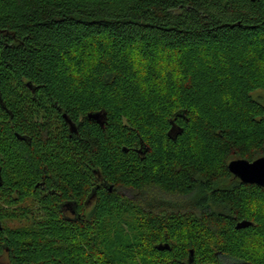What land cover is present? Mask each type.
Returning <instances> with one entry per match:
<instances>
[{
	"label": "trees",
	"instance_id": "trees-1",
	"mask_svg": "<svg viewBox=\"0 0 264 264\" xmlns=\"http://www.w3.org/2000/svg\"><path fill=\"white\" fill-rule=\"evenodd\" d=\"M0 29L1 195L21 202L30 189L50 213L19 233L1 210L0 252L14 264H201L206 247L216 264H264V187L228 169L264 157V0H0ZM167 66L176 75L162 86ZM96 110L103 127L88 118ZM44 167L55 195L35 186ZM93 168L116 189L83 223L58 217V193L82 206ZM127 214L131 230L106 226Z\"/></svg>",
	"mask_w": 264,
	"mask_h": 264
},
{
	"label": "rangeland",
	"instance_id": "rangeland-1",
	"mask_svg": "<svg viewBox=\"0 0 264 264\" xmlns=\"http://www.w3.org/2000/svg\"><path fill=\"white\" fill-rule=\"evenodd\" d=\"M90 44H93V43L89 42L87 45L89 46ZM92 48H87L86 46H84L79 51L80 54L81 53H88L89 54L87 57V63L91 62V60L93 61V58H94L93 56H94V54H96L94 51V48L93 49ZM168 53H169V55L170 54L172 55L171 59L173 61L176 57H178V56L174 55L177 53L176 51H170ZM132 54L135 55V53H132ZM133 67H135V69L139 72L141 70H143V68L141 66H137L136 63H133ZM162 73H163V77H161L162 78V80H161L162 86H166L165 82H169V79L174 78L176 75V73L174 71L172 72L168 66L163 68ZM258 93H262V90H259ZM234 159H237V158H234ZM234 159H232V160H234ZM25 176H27V175L25 174ZM124 193L126 194V196L127 195L131 196L132 194H134L133 191H129L127 189H124ZM17 197L18 196L16 194H13V199L16 200V199H18ZM1 210H7V212H5L6 215L4 216V218H2L3 219L2 220L3 225L8 230L16 231L19 233H23L24 231H27L28 228H31L33 225H35L36 220H40L41 218L49 217V215H50V213L48 211V206H46L44 203H42V200L39 198V196L36 193H34V191H32L30 189H29V193L22 197L21 202L20 201L19 202H16V201L13 202V200L10 201V199L6 200L4 197H2L1 191H0V211ZM55 214L59 217V215L56 212H55ZM124 217H125L124 219H121V218L113 217L111 215L107 219L108 225H106V226H108L110 229H116L118 227L119 228L124 227L126 230H131L130 226H132V223L130 221H128L129 219H132L131 215L127 214ZM206 237H208L209 239L211 238L209 235L206 234L204 236V238L203 237L201 238V243L204 242ZM107 238L109 240L113 239V235H109V237L107 236ZM139 238H140V236H133L131 233H130V235H125V240L131 239L133 241H139ZM114 239H116V236L114 237ZM182 240L186 241L187 240L186 236L181 235V236H176L174 238V241L177 243L178 246H180V244L182 243ZM244 240L246 241V243H248L247 246H249V245L254 244V243H250V242H253V240H255V239L248 237V238H245ZM209 246H210V244H209ZM210 247L212 248V246H210ZM109 248H110V250L114 249L111 247V245L109 246ZM205 249H206V247L204 249H202L201 255L199 256V262L201 264H216L214 256L211 258L209 251L204 252ZM162 260H163V258L160 257V254H155L153 261L151 258H145L144 256L141 257L140 255L137 254L133 258L125 260V264H151L152 262L162 261ZM222 260L224 261L225 264H228L231 262V259L229 257L224 256V255H222ZM168 262H169V260H168ZM5 263H6V259H2L0 261V264H5Z\"/></svg>",
	"mask_w": 264,
	"mask_h": 264
},
{
	"label": "flooded vegetation",
	"instance_id": "flooded-vegetation-1",
	"mask_svg": "<svg viewBox=\"0 0 264 264\" xmlns=\"http://www.w3.org/2000/svg\"><path fill=\"white\" fill-rule=\"evenodd\" d=\"M63 116V115H62ZM64 119V117H63ZM64 122L67 126L68 131L70 134H79L80 133V124L77 121H73L76 125V131L70 130L69 124L66 122L64 119ZM97 124L103 127V125L100 122L95 121ZM104 125L106 122V118L103 120ZM175 129H178V127L175 125ZM26 136V135H25ZM71 136V135H70ZM30 138V137H29ZM31 139V138H30ZM26 141V140H25ZM31 141V140H30ZM28 141V142H30ZM150 149L148 148L147 145L140 144L139 147L136 148L137 154L139 157L144 158L146 153ZM50 172L44 167L43 174L39 176V181L35 184L36 188L40 189V193L43 194V196H48V195H55L56 190L51 188V185L46 183L44 180L45 178L50 177ZM2 176L0 175V185H2ZM91 178L92 181L90 183V190L87 192V195L84 198L82 206L78 204L75 200V195L71 194L70 196L67 195H62L58 193V198L57 201L55 202V206L57 207V214L59 215L60 218L65 219L66 221L69 222H74L75 223H83L86 218L88 217V213H90L93 209L94 206L97 203V200L99 198V195L103 192L109 191L113 192L114 189H116V185L113 183H110L108 179L106 178L105 174L98 168H93L91 172ZM111 187V189H110ZM124 189H127L129 191H133L134 194L127 195L124 193ZM119 191L121 194H124L126 197L132 198L135 195V191L132 188L129 187H119ZM2 259H6L5 264H14L13 261L10 259L9 252L6 247H3V250L0 252V261ZM26 264V263H25Z\"/></svg>",
	"mask_w": 264,
	"mask_h": 264
},
{
	"label": "water",
	"instance_id": "water-1",
	"mask_svg": "<svg viewBox=\"0 0 264 264\" xmlns=\"http://www.w3.org/2000/svg\"><path fill=\"white\" fill-rule=\"evenodd\" d=\"M0 38H1V29H0ZM28 86L34 90L31 83ZM0 103L3 107H6L3 98L0 92ZM64 119L69 124L70 130L76 131V125L73 120L66 114H63ZM107 117V113L105 111H93L88 113V118L92 121L100 122L104 126L103 120ZM17 137L21 140L30 141L31 139L25 135L17 134ZM228 169L231 173H233L236 177H238L242 182L257 184L259 186L264 187V157H259L253 161L247 159H234L231 160L228 164ZM111 189V187H110ZM252 225L251 221L243 220L237 223L236 227L238 229L246 228ZM155 248L159 251L170 250L171 245L167 242L158 243L155 245ZM194 249L190 250V259L193 261L194 259Z\"/></svg>",
	"mask_w": 264,
	"mask_h": 264
}]
</instances>
